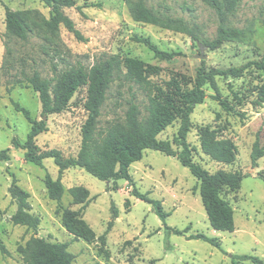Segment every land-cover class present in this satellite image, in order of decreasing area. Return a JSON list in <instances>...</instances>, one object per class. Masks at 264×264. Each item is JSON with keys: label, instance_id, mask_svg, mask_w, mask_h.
<instances>
[{"label": "rangeland", "instance_id": "obj_1", "mask_svg": "<svg viewBox=\"0 0 264 264\" xmlns=\"http://www.w3.org/2000/svg\"><path fill=\"white\" fill-rule=\"evenodd\" d=\"M75 1L74 6L64 7L63 11L65 16L73 19L86 40H79L62 25L56 42L41 37L24 42L8 39L6 7L12 10L38 9L47 17L50 16V7L41 0H0V150L11 148V160L0 162V240L7 249L4 251L0 246V264H24L19 247L32 236L49 242H68L69 250L75 254L73 264H235L239 261L236 256L242 254L259 256L264 264V181L258 177V173L264 170V156L256 167L252 166L251 160L258 135L264 144V104L256 103L257 89L264 74L253 64L264 55V0H240L237 10L224 21L243 30V35L225 41L217 48L193 41L184 32L135 21L131 15V3L136 0ZM146 2L160 14L183 18L198 27L204 39L212 40L217 35L220 18L205 0ZM135 35L150 36L161 49L180 54L171 60H160L145 44L136 41ZM112 54L136 57L158 66V73L151 75L150 79L162 85L177 76L194 79L203 62L207 69L243 68L238 76H216L206 85L208 96L196 106L191 116L193 126L188 137L196 148L194 160L210 172L225 169L247 174L241 189H222V196L234 208V231L213 229L202 201L199 181L177 157L146 149L143 158L131 166L136 187L161 200L169 212L164 221L152 204L132 195L133 187L126 180L117 184L104 181L80 167L65 170L62 176L65 192L60 201L51 199L45 176L50 173L54 178L58 177L59 168L54 159L47 158L42 166H38L27 162L24 150L13 145L14 137L25 141L31 128L24 114L16 110L14 101L30 109L38 120L42 118L39 93L26 81V76L39 71L55 83L54 78L66 70L79 66L89 70L97 61ZM121 76L112 83L102 107L99 122L102 129L112 122L125 121L131 99L143 110L148 103L147 94ZM131 84L132 90L129 88ZM212 95L227 99L245 117L225 111ZM87 97L88 86H81L66 110L48 116V130L37 137V144L42 149L58 148L67 157L77 155L82 141V125L88 116ZM179 125L180 122L175 121L159 138L173 141ZM204 126L217 128L222 137L235 141L238 145L235 163L218 162L203 152L199 134ZM173 145L177 147L174 142ZM14 176L31 195L30 211L40 218L36 230L12 221L18 209L10 192ZM78 185L91 191V200L83 210V217L97 238L105 232L112 218L111 206L115 204L119 209V218L106 236L105 245L98 239L89 242L76 238L62 223L63 209L59 206L72 210L81 207L73 203L69 192L71 187ZM167 226L190 227L188 233L201 232L217 237L222 249L203 239L169 233ZM239 264L253 262L240 260Z\"/></svg>", "mask_w": 264, "mask_h": 264}, {"label": "trees", "instance_id": "obj_2", "mask_svg": "<svg viewBox=\"0 0 264 264\" xmlns=\"http://www.w3.org/2000/svg\"><path fill=\"white\" fill-rule=\"evenodd\" d=\"M50 7V16L47 17L38 9L12 10L6 7V35L8 39H18L24 42L33 37L56 42L60 35V28L64 25L73 32L79 40H86L82 32L76 27L70 17L65 16L63 8L72 7L75 0H41ZM213 7L220 18L217 35L214 39H204L199 34L198 27L187 23L183 18L160 14L148 6L146 0H136L131 3V15L135 21L152 24L164 29L187 33L193 41H201L204 45L217 48L225 41L238 39L243 30L225 23V17L234 13L240 0H205ZM134 39L145 44L160 60H171L180 52L161 49L150 36L135 35ZM8 44V41L6 42ZM9 52L11 49L9 48ZM8 64V63H7ZM256 69L264 74V55L260 60L254 61ZM10 68L11 65L8 64ZM8 69V68H7ZM159 67L142 59L112 54L97 61L89 70L84 66L72 67L53 79L45 78L39 71L26 76V81L39 93L42 104V118L38 120L27 107L14 101L17 111H21L29 121L31 128L25 141L14 137L12 140L16 148L24 150V159L38 166L44 164L45 159L53 158L59 168L58 177L50 173L45 176V184L51 199L61 200L65 186L62 176L65 170L80 167L95 177L117 184L119 180H126L132 187V195L153 205L156 213L165 221L170 215L162 201L149 196L150 192L143 193L135 185L131 172L133 163L141 160L146 149L161 151L174 156L187 166L199 181V189L210 224L217 231L232 232L235 230L234 208L222 196L224 187L230 190L241 189L242 181L247 176L242 171L219 169L210 172L194 160L196 148L189 142V133L193 126L192 114L198 104L205 101L208 94L206 85L216 76H238L243 68H217L207 69L204 62L198 68L194 79L186 76L172 77L165 81V85L150 79L158 73ZM123 75L124 80L137 84L147 94L148 103L145 110L131 99L124 122H112L105 128L99 127L102 107L107 99L112 83ZM88 86V97L85 107L88 111L87 119L82 125V141L80 149L75 156H65L58 148L42 149L37 144V137L48 130V116L66 110L81 86ZM129 88L132 90L133 85ZM219 101L227 112H233L241 117L245 114L236 111L235 107L219 95H212ZM256 103L264 104V79L257 89ZM179 121L178 132L173 141L160 139L159 135L175 121ZM201 148L213 160L233 164L238 157V145L228 137H222L217 128L204 126L200 128ZM173 142L177 145L175 148ZM264 156V144H261L258 135L252 148V166H258V161ZM11 160V148L0 150V162ZM264 181V170L258 173ZM116 188V187H114ZM10 192L17 201L18 209L12 216L14 224L25 225L37 229L40 218L33 214L30 204V193L18 184L14 176ZM73 203L81 205L80 209H63L62 223L68 231L89 242L98 239L102 245L106 244V236L112 230L115 220L119 218V209L115 204L111 206L112 218L105 232L98 238L94 229L83 217V210L91 200V191L85 186H74L69 189ZM129 204V201H127ZM169 233L186 235L189 239H203L222 249L217 237L205 233H188L190 227L179 229L166 227ZM2 250L7 249L0 240ZM24 264H73L75 254L69 250L68 242H49L44 238L32 236L25 245L19 247ZM107 257H109V252ZM240 260H251L253 264H263L259 256L242 254L236 256ZM235 261V264H239Z\"/></svg>", "mask_w": 264, "mask_h": 264}, {"label": "water", "instance_id": "obj_3", "mask_svg": "<svg viewBox=\"0 0 264 264\" xmlns=\"http://www.w3.org/2000/svg\"><path fill=\"white\" fill-rule=\"evenodd\" d=\"M205 56H202V58H204Z\"/></svg>", "mask_w": 264, "mask_h": 264}, {"label": "crops", "instance_id": "obj_4", "mask_svg": "<svg viewBox=\"0 0 264 264\" xmlns=\"http://www.w3.org/2000/svg\"><path fill=\"white\" fill-rule=\"evenodd\" d=\"M120 181V180H119ZM127 182V181H126ZM119 184H120V182H119Z\"/></svg>", "mask_w": 264, "mask_h": 264}]
</instances>
